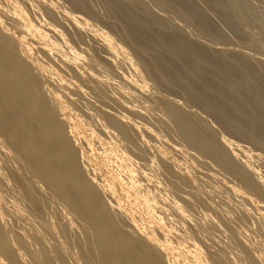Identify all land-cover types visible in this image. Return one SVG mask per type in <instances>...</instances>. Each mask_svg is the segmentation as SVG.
<instances>
[{
  "label": "rangeland",
  "instance_id": "rangeland-1",
  "mask_svg": "<svg viewBox=\"0 0 264 264\" xmlns=\"http://www.w3.org/2000/svg\"><path fill=\"white\" fill-rule=\"evenodd\" d=\"M84 1L94 12L88 7L86 12L71 0H0V16L9 23L7 25L12 32L23 39L20 49L25 50L26 58L32 65H38L39 73L43 74L42 78L46 77V84L51 85V89L60 91L66 97L69 94L79 96L81 105L86 102L91 110L97 103L99 113L108 111L126 124H133L130 126L134 137L140 135L142 140L138 138L137 141L144 145H141L142 150L149 153L150 158L148 155L147 158L151 161L142 152L141 158L147 160L140 159L146 164L141 165L149 167L148 170L145 168L148 171L146 175H142L144 184H153V179L155 182L160 178L153 166L157 161L171 162L175 166L170 165V168L182 173L188 171L193 176L189 189L197 196L192 197L198 201L196 206L191 203L192 210L188 209L187 217L183 218L172 211L176 194L167 191L169 196L166 203L170 207L167 209L171 218L166 220V224L169 227L174 224L177 227L175 232L179 231L184 237H178L173 231L159 232L162 241L190 257L192 248L189 245L194 241L191 238H194L207 248L213 264H243L242 245L232 244L235 238L231 235L246 240V244L252 242L249 245L251 251L256 247L252 252L256 253L261 248L264 253V195L247 188L249 185H245L248 183L244 181L243 184L232 170L230 172L224 165H219L214 156L212 158L207 152L203 154L202 149H196L183 137V130L189 126L206 129L202 134L220 143L224 150H229L227 152L231 153V158L235 157L234 161L241 160L239 164L249 168L245 167L248 171L252 170L250 172L254 178L262 180L264 189V146L256 142L253 135L247 136L242 131L249 128L260 134L264 129V0ZM115 1L117 9L110 8ZM73 15L83 17L79 26L87 33L82 31L87 37L80 39L85 45L80 40L78 43L80 36H75L78 34L73 31L76 28H73L76 24L71 19ZM11 16L18 19L14 21ZM39 28L49 29L50 35L39 36ZM59 30H63V33ZM93 54L102 61L111 62L113 66L106 64L110 69L104 71L107 67L94 62L97 60ZM66 63H77L78 70L86 73L88 80L96 83L100 91L96 93L95 89L81 86L73 72L70 74L62 68L59 70ZM79 63L82 64L78 66ZM99 72L104 75L108 72L109 75L104 76ZM110 72L114 74L110 75ZM82 96L93 101L94 106L85 98L86 101L82 100ZM94 110L92 112L98 113L97 106ZM180 117H185L186 122H180ZM226 123L234 127L240 124L244 129H229ZM97 129L104 140L120 143L114 138L117 136L111 135L113 132L106 128L103 130L100 125ZM105 132H108L106 137L102 135ZM80 135L82 153L106 159L114 172L122 173L120 165L100 149L98 141L90 144L86 142L84 133ZM151 164L156 172L151 169ZM122 189L129 196L133 187L124 184ZM186 194H181L182 198ZM207 219H211L210 222ZM213 222H218V226ZM210 223L214 228H210ZM228 228L232 230L230 235ZM229 238L233 240L230 242ZM190 260L188 264H198ZM181 264L186 262L182 261Z\"/></svg>",
  "mask_w": 264,
  "mask_h": 264
},
{
  "label": "bare ground",
  "instance_id": "bare-ground-1",
  "mask_svg": "<svg viewBox=\"0 0 264 264\" xmlns=\"http://www.w3.org/2000/svg\"><path fill=\"white\" fill-rule=\"evenodd\" d=\"M71 1L86 12V7L90 9L84 0ZM115 2L110 8L117 9V1ZM107 6L109 9V5ZM11 17L14 21L18 19L17 16ZM71 19L76 23L75 26L73 24V28L76 27L73 31L78 34L75 36H80L79 43L80 39L87 37H84V31L79 26L83 17L73 15ZM4 20L0 16V264H181L182 261L188 264L190 259L198 264H213L214 261L209 259L207 248L198 240L191 238L194 241L191 245L188 244L192 248V255L189 257L173 250L168 242L160 239L159 235V232L173 231L178 237H184L179 231L175 232L177 227L174 224L170 227L166 224V220L171 218L166 199L170 190L174 195L176 194L172 201V211H176L183 218L187 217L188 209L190 210L193 204L196 206L198 201L192 197L193 191L189 189L193 183L190 179L192 175L188 171L182 173L172 168L175 165L172 166L173 163L171 165L170 161L165 163L153 160L156 162H152L153 166L156 171L158 170L157 176L159 175L160 178L155 182L153 179V184H144L142 175H146L148 172L146 169L148 170L149 167L141 165L143 144H139L137 139L142 140V138L140 139V135L134 137L131 128L133 124H130L131 126L126 124L123 119L111 115L108 111L103 112L104 114L99 113L96 102L94 103L98 113L92 112L96 106L85 96H82V100L86 99L88 103L90 102L94 106L93 110L90 104L85 102L86 100L85 103L81 100L84 103L81 105L79 96L68 93L69 96L66 97L60 94V91L59 93L56 89H51L50 83V86L46 84V77L42 78L43 74L39 73L38 65H32L26 58L25 50L20 49L23 39L12 32L8 27L9 23ZM48 30L39 28L38 35L49 36ZM60 33H63V30ZM68 34L71 38L70 33ZM80 43L83 42L80 40ZM96 60L94 62L103 68L112 65L107 60L102 61L100 57H96ZM81 64L79 63L78 66ZM82 66L84 68V65ZM108 67L104 68V71L110 69ZM61 68L65 72H71L70 74L73 72L81 86L95 89L96 93L100 91L96 83L93 84L88 80L86 73L78 70L77 63L74 65L66 63L59 70H62ZM106 74L109 75L108 72ZM112 74L114 72L110 75ZM99 108L101 110V106ZM180 118V122H186L185 117ZM99 125L103 130L106 128L113 132L111 135L117 136L113 137L120 143H115L113 140L108 142L104 140L105 138H101L97 131ZM226 125L228 126V123ZM199 128L195 126L185 128L183 130L185 141L187 140L190 145L192 143V146L195 145L196 149H202L203 154L206 155L207 152L212 158L214 156L216 162H220L219 165H224L228 171L232 170L237 174L243 184L247 182L248 184L245 185H249L247 188L250 187L256 193L264 195L262 180H257L258 177L254 178L250 172L252 170L248 171L249 168L239 164L241 160L234 161L235 157L231 158V153L227 152L229 150H224L220 143L208 139L209 137L206 138L202 134L206 129ZM228 128L240 131L244 129L240 124ZM242 131H245L247 136L253 135L256 142L264 146V129L260 134L249 128ZM81 133H84L86 142L90 144L98 141L97 143L101 145L100 149L120 165L122 173L114 172L110 161L82 153ZM106 133L108 134L105 132L102 135L106 137ZM147 155L149 156V153L144 156L147 158ZM144 163L143 165H146ZM124 184L133 187L129 196L123 193ZM183 193L186 194L184 198L181 195ZM210 220L207 219L209 222ZM217 223L214 224L218 226ZM211 225L212 229L214 225ZM231 229L227 230L229 235ZM233 236L231 235L235 239L229 238L230 242L233 240L232 244L242 245L240 252L243 255V264H264V253L261 248L259 251L257 249L256 253L252 252L256 248H252L251 251L249 245L252 242L246 244V240L236 237L237 235Z\"/></svg>",
  "mask_w": 264,
  "mask_h": 264
}]
</instances>
